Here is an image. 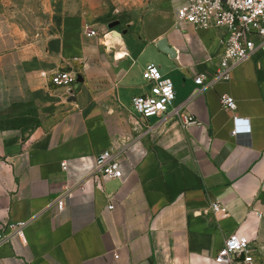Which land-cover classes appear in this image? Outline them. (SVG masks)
Returning <instances> with one entry per match:
<instances>
[{
	"label": "crops",
	"instance_id": "0c3cea01",
	"mask_svg": "<svg viewBox=\"0 0 264 264\" xmlns=\"http://www.w3.org/2000/svg\"><path fill=\"white\" fill-rule=\"evenodd\" d=\"M165 1L172 21L157 34L145 22L117 25L123 45L105 39L111 29L91 36L84 15L26 39L0 7V113L35 108L0 129V229L28 221L27 242L14 237L0 247V264H215L233 232L248 237L264 264V49L229 81L201 89L195 77L216 70L224 31L177 25L185 0ZM162 37L175 58L156 47ZM149 63L173 82L175 98L167 113L141 120L132 99L149 92ZM61 69L83 81L54 85ZM223 93L236 99L234 111L222 107ZM182 112L199 124L183 127ZM235 127L250 132L234 135ZM105 149L117 154L122 178L89 173ZM214 201L226 214L211 210Z\"/></svg>",
	"mask_w": 264,
	"mask_h": 264
},
{
	"label": "built area",
	"instance_id": "2783aa9c",
	"mask_svg": "<svg viewBox=\"0 0 264 264\" xmlns=\"http://www.w3.org/2000/svg\"><path fill=\"white\" fill-rule=\"evenodd\" d=\"M177 25L192 26L195 29L219 28L224 31L223 51L219 64L213 74L199 73L195 82L201 89L212 87L218 82L229 81L232 70L257 49H264V0H185L176 8ZM113 33L108 30L106 33ZM105 33V34H106ZM91 36L98 35L96 29H90ZM79 71L61 69L51 74L50 80L56 86L75 87L78 85ZM143 78L149 83V92L133 97L132 107L141 120L161 116L168 112L175 98L173 82L164 76L156 63H149L143 70ZM220 102L224 109L234 111L237 108L236 99L223 93ZM234 121L240 120L238 115ZM183 127L198 125L199 121L190 113L180 114ZM250 132L235 127L234 135ZM81 160H84L82 158ZM63 169L70 166V161L61 162ZM91 175H100L106 179L122 178L124 173L117 154L111 149L100 151L87 167ZM70 187L67 186V190ZM65 201L59 198L54 206L57 211L63 210ZM110 208L113 205L109 206ZM211 210L216 214L225 213V209L218 201L211 203ZM26 220L5 223L0 229V247L12 242L14 237H20L24 243ZM256 248L252 246L247 236L233 232L228 235L223 245L211 258L215 264H261L256 258ZM117 256V255H116Z\"/></svg>",
	"mask_w": 264,
	"mask_h": 264
},
{
	"label": "rangeland",
	"instance_id": "374dc122",
	"mask_svg": "<svg viewBox=\"0 0 264 264\" xmlns=\"http://www.w3.org/2000/svg\"><path fill=\"white\" fill-rule=\"evenodd\" d=\"M0 7L26 39L44 38L49 30H58L65 16L81 15L91 22L89 30L96 29L100 35L114 21H119L118 26L145 22L146 29L157 34L172 21L174 13V7L165 0H0ZM23 109L16 107L9 113Z\"/></svg>",
	"mask_w": 264,
	"mask_h": 264
},
{
	"label": "trees",
	"instance_id": "16d2710c",
	"mask_svg": "<svg viewBox=\"0 0 264 264\" xmlns=\"http://www.w3.org/2000/svg\"><path fill=\"white\" fill-rule=\"evenodd\" d=\"M18 106H14L13 108H16ZM25 111V112H24ZM28 112H35V108H27L21 111L20 113H0L3 115V117H0V129L1 128H7V127H14L18 126L21 121H24L25 116Z\"/></svg>",
	"mask_w": 264,
	"mask_h": 264
},
{
	"label": "water",
	"instance_id": "95a60500",
	"mask_svg": "<svg viewBox=\"0 0 264 264\" xmlns=\"http://www.w3.org/2000/svg\"><path fill=\"white\" fill-rule=\"evenodd\" d=\"M118 24H119V21H114V22L109 24L108 28L112 30ZM114 32H118V31L115 30ZM156 47L160 51L168 54L170 56V58H175L177 56V49L174 46L170 45V42H169L167 37H162V38L158 39L156 41ZM82 81H83V77L79 74L78 75V82H82Z\"/></svg>",
	"mask_w": 264,
	"mask_h": 264
},
{
	"label": "bare ground",
	"instance_id": "6f19581e",
	"mask_svg": "<svg viewBox=\"0 0 264 264\" xmlns=\"http://www.w3.org/2000/svg\"><path fill=\"white\" fill-rule=\"evenodd\" d=\"M106 40L111 43V44H120V45H123L125 44L124 43V40H123V37L122 35L120 34V32H114V33H106Z\"/></svg>",
	"mask_w": 264,
	"mask_h": 264
}]
</instances>
